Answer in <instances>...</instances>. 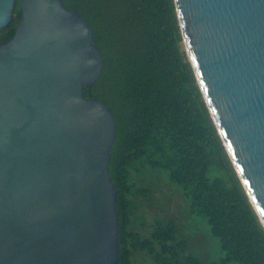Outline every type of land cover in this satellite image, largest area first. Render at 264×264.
Returning <instances> with one entry per match:
<instances>
[{"label": "water", "instance_id": "1", "mask_svg": "<svg viewBox=\"0 0 264 264\" xmlns=\"http://www.w3.org/2000/svg\"><path fill=\"white\" fill-rule=\"evenodd\" d=\"M197 83L264 227V0H174ZM16 0H0V30ZM0 43V264H119L116 119L103 59L63 0H22Z\"/></svg>", "mask_w": 264, "mask_h": 264}, {"label": "trees", "instance_id": "2", "mask_svg": "<svg viewBox=\"0 0 264 264\" xmlns=\"http://www.w3.org/2000/svg\"><path fill=\"white\" fill-rule=\"evenodd\" d=\"M92 27L103 59L84 86L116 119L109 165L119 264H217L193 250L205 223L223 264H264V227L226 152L184 47L174 0H63ZM0 30L11 39L20 20ZM166 188V190H165ZM180 200L154 214V194ZM167 203V202H165Z\"/></svg>", "mask_w": 264, "mask_h": 264}, {"label": "rangeland", "instance_id": "3", "mask_svg": "<svg viewBox=\"0 0 264 264\" xmlns=\"http://www.w3.org/2000/svg\"><path fill=\"white\" fill-rule=\"evenodd\" d=\"M154 196L156 199L153 203L152 210L154 214L178 216L177 206L180 203L178 197L173 198L168 191H165L162 195L160 193H155ZM194 234H197L200 239H198L199 241L193 245V251L202 260L208 263L223 264L221 259L224 257V254L220 250L217 240L211 236L208 226H206L205 223L200 224L199 227L191 225L189 235L194 237ZM227 264L238 263L230 262Z\"/></svg>", "mask_w": 264, "mask_h": 264}, {"label": "flooded vegetation", "instance_id": "4", "mask_svg": "<svg viewBox=\"0 0 264 264\" xmlns=\"http://www.w3.org/2000/svg\"><path fill=\"white\" fill-rule=\"evenodd\" d=\"M17 1H18V0H16L15 10H14V12H13V19H14V17H15V12H16V9H17ZM21 1H22V0H20V3H19V9H20V5H21ZM20 14H21V12H20ZM19 21H20V20H19ZM19 21L17 22V24L19 23ZM13 22H14V20H13Z\"/></svg>", "mask_w": 264, "mask_h": 264}]
</instances>
